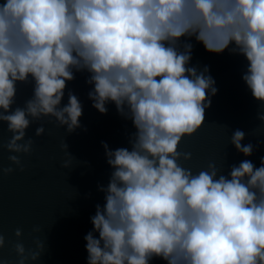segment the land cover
<instances>
[{"label": "clouds", "instance_id": "clouds-1", "mask_svg": "<svg viewBox=\"0 0 264 264\" xmlns=\"http://www.w3.org/2000/svg\"><path fill=\"white\" fill-rule=\"evenodd\" d=\"M193 39L243 56L242 80L264 106V0H0V127L11 133L0 149L12 153L0 175L24 170L34 121L53 117L67 134L82 127L83 105L67 89L77 73L95 109L107 114L113 103L134 128L129 147L102 142L112 172L98 185L104 203L84 237L87 264H264V157L226 174V157L195 171L182 163L193 154L181 144L204 127L218 92L209 67L191 64ZM21 84L32 96L13 108ZM257 119L264 125V110ZM245 138L236 129L230 144L251 157L257 145ZM61 148V167L81 163L66 139ZM14 235L15 264L39 261L46 240L27 249L22 229ZM8 243L0 233V250ZM0 264L10 261L0 254Z\"/></svg>", "mask_w": 264, "mask_h": 264}, {"label": "water", "instance_id": "water-1", "mask_svg": "<svg viewBox=\"0 0 264 264\" xmlns=\"http://www.w3.org/2000/svg\"><path fill=\"white\" fill-rule=\"evenodd\" d=\"M194 45L192 65L208 66L210 75L216 81L217 94L206 110L205 125L191 138H185L182 151H190L193 159L182 162L194 171L205 168L210 160L227 158L225 174L233 164L250 159L260 166L264 157V125L257 119V113L264 106L252 96L242 80L247 64L243 56L229 51L222 54L209 53L204 46ZM86 74H76L68 82L67 89L74 91L83 105L80 118L81 128L67 134L66 128L58 126L55 118L45 117L34 121L26 130L27 138L34 140L30 155H22L24 170L15 165L10 175H0V233L8 245L0 250L10 264H15L17 255L12 245L17 242L14 233L22 229V242L27 249H35L36 239L46 240V249L39 261L28 264H87L85 235L93 230L91 217L96 205L104 203V193L98 185H107L112 168L108 165L102 142L111 149L129 147L128 136L134 131L131 122L121 118L113 103L107 105V114L100 113L88 98L89 86ZM32 96V85L18 86L16 106H23ZM67 92L62 104H67ZM43 126L45 133L36 136V128ZM223 126H227L224 128ZM86 129V130H85ZM240 129L246 133L243 144L257 145L251 157H245L230 144L232 132ZM261 130L260 137L256 136ZM11 133L7 124L0 127V143H7ZM66 139L68 151L80 164L71 169L61 167L65 152L61 142ZM9 153L0 149V167L10 166ZM39 227L40 232L34 228ZM152 264H164L154 260Z\"/></svg>", "mask_w": 264, "mask_h": 264}]
</instances>
